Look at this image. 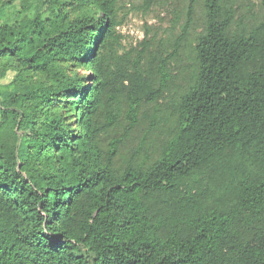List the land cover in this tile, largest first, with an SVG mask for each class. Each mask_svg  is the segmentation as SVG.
Returning <instances> with one entry per match:
<instances>
[{
    "label": "trees",
    "instance_id": "trees-1",
    "mask_svg": "<svg viewBox=\"0 0 264 264\" xmlns=\"http://www.w3.org/2000/svg\"><path fill=\"white\" fill-rule=\"evenodd\" d=\"M13 1L0 264H264V0Z\"/></svg>",
    "mask_w": 264,
    "mask_h": 264
},
{
    "label": "rangeland",
    "instance_id": "rangeland-1",
    "mask_svg": "<svg viewBox=\"0 0 264 264\" xmlns=\"http://www.w3.org/2000/svg\"><path fill=\"white\" fill-rule=\"evenodd\" d=\"M14 0L13 3H16ZM121 16L123 18L122 25L119 26V31L123 35V42L126 45L134 44L143 36L144 24L153 26H167L172 18V6L154 5L150 9L143 8L141 0H121ZM72 10V6L69 5ZM72 71H77L79 74H86L88 70L82 69L79 66L70 68ZM11 78V74H6L0 78V83H7Z\"/></svg>",
    "mask_w": 264,
    "mask_h": 264
}]
</instances>
